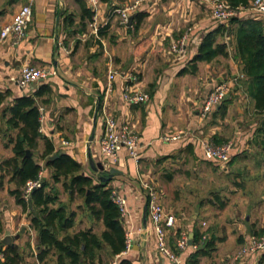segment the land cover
<instances>
[{"label": "crops", "instance_id": "0c3cea01", "mask_svg": "<svg viewBox=\"0 0 264 264\" xmlns=\"http://www.w3.org/2000/svg\"><path fill=\"white\" fill-rule=\"evenodd\" d=\"M136 1L99 0L93 9L84 0H32V19L25 37L15 44L10 39L0 40V92H8L0 103V164L13 155L8 138L17 132L6 124V109L15 98L29 96L42 114L40 135L52 142L55 151L77 160L85 175L96 177L100 173L91 170L88 153L94 162L105 164L99 149L105 109L118 125L130 123L141 140L138 159L122 149L117 161L107 169L104 167L117 170L107 186L125 199L127 215L121 219L125 232L132 237L130 250L115 255L113 260L122 257L133 264H184L195 249L189 245L178 252L177 261L158 253L152 222L145 209L142 184L147 180L155 184L164 211L175 217L168 233L171 249L175 248L177 232L189 235L196 227L215 241L213 250L200 257L198 264H241L234 254L247 235L264 234V217L257 220L262 202L250 197L245 201L250 190L248 182L256 185L264 180L259 147L254 143L255 129H240L228 117L232 100L223 116L217 109L206 115L200 112L206 94L227 73L229 85L243 77L240 62L234 58L233 37L227 31L217 37V41L227 43V56L199 61L194 72L179 74L196 54L202 37L220 25L210 14L208 0H141L135 4ZM26 2L0 0V28ZM124 9L129 16L134 14L130 26L121 23L119 10ZM138 12L145 14L139 21L135 18ZM228 26L229 22L224 24ZM185 33L184 52L179 56L171 53L170 43ZM24 65L46 68L49 76L20 88L14 79ZM42 87L46 91L37 95ZM126 88L147 93L149 100L125 103L122 92ZM98 97L100 107L93 124ZM179 132L183 134L177 140L161 138ZM203 139L231 142L229 163L222 165L206 159L201 147ZM42 150L41 138L37 151ZM176 154V160H172L175 168L162 175L166 161ZM40 163L41 178L49 183L47 189L54 185L59 202L76 211L70 232L92 228L100 233L104 229L102 222L93 219L81 198L76 209L73 202L77 197L70 200L61 182L53 184L45 161ZM105 172L107 175L108 171ZM184 173L190 174L189 178ZM10 176L9 168H0V244L5 247L1 240L6 232L14 236L24 228V233L13 241L22 256L20 264H55L51 254L42 261L37 259V232L30 226L29 209L23 210L15 201L12 191L16 185ZM221 176H230L233 186L221 184ZM238 177L241 182H236ZM228 189L243 193V200L238 204L233 194L226 192ZM257 261L248 259L244 264Z\"/></svg>", "mask_w": 264, "mask_h": 264}, {"label": "trees", "instance_id": "16d2710c", "mask_svg": "<svg viewBox=\"0 0 264 264\" xmlns=\"http://www.w3.org/2000/svg\"><path fill=\"white\" fill-rule=\"evenodd\" d=\"M225 1L235 7L246 6L252 0ZM88 16L91 17V13H88ZM144 16V13L138 12L135 18L139 21ZM225 31L233 37L234 58L241 65L244 91L253 101L255 110L262 114L255 129L254 143L259 147V156L264 166V18L234 17L230 19L228 27L220 24L217 29L207 32L202 37L196 54L179 71V74L194 72L199 61L209 62L219 55L227 56V43L217 41V37L223 35ZM42 88L37 95L47 89ZM7 95L8 92H0V103ZM230 101L225 97L213 110L217 109L223 116ZM6 111L9 113L6 120L8 128L16 129L17 132L15 136L8 138L12 143L13 155L2 160L0 168H9L10 180L16 185L12 191L15 201L23 210L29 209L30 226L37 232V259L42 261L51 254L54 256L55 264H103L101 256L103 249H106L112 259L123 252L125 229L119 208L112 199V189L107 186L108 181L100 179L101 176H106V173H100L96 177L85 175L82 165L77 160L64 152L55 151L52 142L40 135V112L32 97L15 98ZM41 138L43 150L35 156ZM26 149L30 151V156L26 155ZM54 153H58L57 157L50 160ZM40 160L45 161L44 166L50 169L53 184L61 182L70 200L75 197L81 198L84 208L93 219L102 222L104 229L100 233L94 232L92 228L70 232L76 211L69 210L67 205L59 202V192L56 187L52 185L47 189L49 183L42 179L41 186L33 189L30 194L31 205L23 198L22 188L25 183L39 177V172L43 168ZM204 233L206 232L193 228L192 244L198 246L187 256L184 264H198L200 257L210 254L213 250L214 238L207 237L202 240ZM175 236H178V232ZM172 249L176 254L180 252L175 248ZM3 253L4 260L0 264H20L22 256L18 249L5 246ZM116 264L133 263L121 257L116 259ZM257 264H264V252L260 255Z\"/></svg>", "mask_w": 264, "mask_h": 264}, {"label": "built area", "instance_id": "2783aa9c", "mask_svg": "<svg viewBox=\"0 0 264 264\" xmlns=\"http://www.w3.org/2000/svg\"><path fill=\"white\" fill-rule=\"evenodd\" d=\"M91 8L96 9L99 0H84ZM141 0H137L138 4ZM32 0L21 5L12 15L10 21L5 23L0 28V40L10 39L12 43H17L25 37L26 29L32 19L31 11ZM210 6V14L212 18L219 24H225L231 18H240L243 15L248 17L264 18V0H252L248 5L231 6L225 0H208ZM121 15V22L125 25L128 22L127 9L119 10ZM244 17V16H243ZM187 34L185 33L180 38L173 40L170 43L169 51L178 56L184 52L185 41ZM49 70L41 67H34L24 65L21 67L19 75L14 79L15 84L20 87H26L29 84L35 83L39 80H44L49 76ZM112 78V74L109 75ZM132 78V77H131ZM134 78V77H133ZM229 92V83L224 80L216 82L212 89L206 94L201 103L200 112L202 115L210 113L216 108ZM122 99L125 103L132 105L147 102L149 95L145 92L126 88L122 92ZM41 111V109H40ZM42 119L40 114L39 120ZM103 120V134L99 140V149L105 164L103 166L107 169L110 164L115 163L118 159L119 152L124 149L128 156L138 159L141 150L140 135L136 129L128 122H123L118 125L115 117L105 109L102 112ZM183 133L167 134L161 138L164 141L176 140ZM233 144L231 142L216 143L210 139L201 140V147L203 155L206 159L214 160L222 165H225L231 157V150ZM109 158V160H107ZM41 174L35 180H28L22 188L23 198L28 201L33 189L41 186ZM145 190L146 209L149 218L152 222L153 232L156 237V248L160 255L167 257L172 261H177V254L168 246V233L175 224V217L164 211L160 201L159 192L153 182L145 180L143 182ZM112 199L118 206L120 216L127 215L125 199L112 190ZM205 223H203L204 225ZM207 239V234L202 235V240ZM189 235L187 232H180L175 240V248L178 251L186 249L189 244ZM197 248L198 244H192ZM132 246V237L130 232H125V249L123 252L130 250ZM4 247L0 244V262L4 260ZM264 252V234H248L242 246L234 254V258L244 264L248 259L253 261L258 260L260 255ZM116 264V260L112 263Z\"/></svg>", "mask_w": 264, "mask_h": 264}, {"label": "rangeland", "instance_id": "374dc122", "mask_svg": "<svg viewBox=\"0 0 264 264\" xmlns=\"http://www.w3.org/2000/svg\"><path fill=\"white\" fill-rule=\"evenodd\" d=\"M243 16L248 17V15H246V16L243 15ZM241 78L242 77L237 78L238 82L236 84L234 83V85H231V83H230V85H229V92L227 93L226 98H229L230 100H232V103H231V107H230L228 117L231 116L233 118V120H235V124L237 126H239L240 129H252V130H254L258 126V124L261 120L262 114L258 113L255 110L253 101L245 93ZM222 80L227 81L229 83L230 82L229 73H227V76L225 78H223ZM34 154H35V156H37L38 151L36 150ZM175 156H178V155L176 154L170 160L166 161V165H165L166 167L163 168V170L161 172L162 175H164L167 172L168 173L172 172V169L175 168V167H172V165L175 166V163L172 162V160H176ZM107 160H109V158H107ZM178 164L179 163H177L176 165L180 166ZM152 166H154V165L152 164ZM183 168H186V167H183ZM180 169L183 170L182 167H180ZM191 170H192V167H190L188 170V172L190 174H191ZM152 172H154L153 169H151V173ZM184 174H181V176H183ZM190 174H185V177L189 178ZM235 180H236V182L242 181L241 177H238ZM217 181H219V177H217ZM220 181H221L220 182L221 184H227L228 187L233 186V183H232L233 181L230 180V176L228 178L225 176H221ZM255 183L256 182H253L251 180L248 182L247 185H248V188L250 190L248 192L246 191L247 195H245V201L248 197H250V199H252V200L253 199L255 201L260 200L262 202L263 207L261 208V211L257 213V216H259V217H257V220H259V219H262V217H264L263 216L264 215V199L262 198V196L264 197V180H263V182H257V184L254 185ZM247 185L246 184L243 185V188L246 189ZM237 189H239V188H237ZM226 192L233 194L232 197L234 199H236V202H238V204L240 202V199L243 200L242 197L244 194L239 192V191L229 192V189H228V191H226ZM80 201H81L80 198H77L76 200H74L73 206H75L76 209H78L76 204L79 203ZM101 256H102L103 264H112L115 261L110 257V255H108L106 249H103L101 251Z\"/></svg>", "mask_w": 264, "mask_h": 264}, {"label": "water", "instance_id": "95a60500", "mask_svg": "<svg viewBox=\"0 0 264 264\" xmlns=\"http://www.w3.org/2000/svg\"><path fill=\"white\" fill-rule=\"evenodd\" d=\"M133 17H134V14H132L128 17V22H127L128 26L131 25ZM99 107H100V98L98 97L97 102H96V106H95V114H94V118H93V124H95V120H96V116H97V112H98ZM92 136H91L90 140L92 139ZM26 155L27 156L31 155V153L28 149H26ZM57 155H58V153H54L49 159L52 160L53 158L57 157ZM88 162H89V166H90L91 170L95 173H106L105 171H108V174L106 176L100 177V179L105 180V181H109L112 174L117 171L115 168H110L109 170H106L102 163L94 162L91 158L90 152L88 153ZM29 204H31V200H29ZM145 209H146V206H145ZM24 231H25L24 228H22L19 231V233L14 235V236H11L9 232H6L4 237L1 240V243L5 246L17 248V245L13 241L15 239H17L20 234L24 233ZM191 243H192V233L189 234V240H188V244L191 245Z\"/></svg>", "mask_w": 264, "mask_h": 264}]
</instances>
